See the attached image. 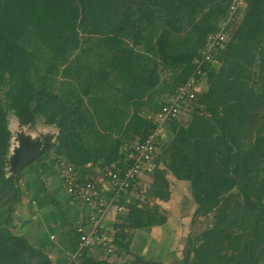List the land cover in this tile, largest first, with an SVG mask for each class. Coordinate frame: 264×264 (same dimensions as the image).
Here are the masks:
<instances>
[{
	"label": "trees",
	"instance_id": "1",
	"mask_svg": "<svg viewBox=\"0 0 264 264\" xmlns=\"http://www.w3.org/2000/svg\"><path fill=\"white\" fill-rule=\"evenodd\" d=\"M233 1L0 0V264H53L11 228L30 184L25 169L44 156L58 175L60 160L84 175L87 163L125 168L127 145L154 131V116L195 72ZM226 30L196 75L206 88L189 101V123L177 116L166 124L144 199L132 195L117 213L114 250L105 254L131 255L126 264H164L131 242L137 229L166 222L154 201L169 199L168 170L190 182L195 218L213 217L196 240L188 238L182 264H264V0H245ZM10 110L21 126L41 117L58 130L16 173L9 171ZM69 264L118 263L86 248Z\"/></svg>",
	"mask_w": 264,
	"mask_h": 264
},
{
	"label": "built area",
	"instance_id": "2",
	"mask_svg": "<svg viewBox=\"0 0 264 264\" xmlns=\"http://www.w3.org/2000/svg\"><path fill=\"white\" fill-rule=\"evenodd\" d=\"M244 6L245 0L233 1L228 19L222 22L218 31L208 36L201 57L196 60L195 72L154 116L156 122L154 131L145 140L127 145L128 158L131 162L125 168L120 169L115 164L99 167L87 163L85 167L88 173L84 175L65 160H60L57 164L62 184L71 200L82 202L86 210L85 219L77 225L78 238L74 257L82 250L95 245L107 254L114 250V244L107 237L109 228L106 225L109 211L115 209L116 213L124 212L125 204L130 201L131 196L138 195L140 182L147 178L145 184L149 185L151 174L156 167L158 137L165 135L168 121L179 116L183 108L188 106L195 92L199 90L200 83L196 75L202 73V66L205 63L213 60L214 51L227 39V23L237 10ZM142 191L146 190L142 189ZM125 192L128 195L122 200V193Z\"/></svg>",
	"mask_w": 264,
	"mask_h": 264
},
{
	"label": "rangeland",
	"instance_id": "3",
	"mask_svg": "<svg viewBox=\"0 0 264 264\" xmlns=\"http://www.w3.org/2000/svg\"><path fill=\"white\" fill-rule=\"evenodd\" d=\"M116 6L117 3L114 5V7ZM164 75L165 74L163 73L162 76ZM204 88H206L205 82L200 85L199 90ZM190 119L191 112L190 107L188 106L187 108H183L178 116V121L181 124H188ZM8 120L9 128L12 132L11 146L8 153L10 162L9 171L14 173L12 168H15L18 160L20 159L18 154V150L20 148L24 146L26 150L32 152L40 147L43 148V146L46 145V147L42 149L43 151H41L42 153L40 155H42L44 151L54 142L58 130L52 125L45 124L43 118L41 117L37 119L34 125L21 126L17 117L11 110L8 111ZM103 132L107 133L106 130H103ZM163 137H166V135ZM41 163L42 165H46L44 168H47L51 162L48 160V157L44 156L41 160L34 164V167H38V165ZM160 166L163 167V165ZM166 176L169 180V199L155 200L154 202L158 203L160 208L166 213L167 220L161 225L142 228L140 229L142 232L137 230L136 232L140 231V235H138V239L133 240L132 238L131 247L135 248L134 251L147 259L162 261L164 264H182L185 257V251L191 246V244L188 243V238H193L196 240V237L204 229L212 225L213 217L212 215H209L208 217L198 216L195 218L194 212L197 204L191 195L190 182L187 180L176 179L168 170L166 171ZM36 179L37 182L33 181L38 187L36 190L41 194L45 193L44 197L47 196V202L44 204L48 203L47 205H51L50 201L52 200H49L50 198H48L47 194L52 191V182L54 176L42 178L41 175H37ZM147 180V178L142 180L140 182L141 185L138 188V193L143 196L142 200L144 199V194H146L148 189V184H145ZM33 182L30 183L31 190L25 194L27 197H30L31 194H33L32 191L35 193L37 192L33 189ZM142 189H145L146 191L143 192ZM25 190L27 191L26 188ZM26 196L24 198V202H26H23L22 206H18L13 213L14 218L11 228L15 233L25 235L30 241H36L35 243L41 247L42 242L39 239H36L34 236H30L28 229L25 227L27 225L29 228H32V226L37 223L38 218L40 219V222H42V218L47 217L49 213L47 214V209L43 207L44 204L41 205L39 203L35 206H33L35 203L31 205L28 204ZM54 211L56 212V220H59V226H63V228L68 231V236L71 237L72 232L69 228V225L65 223L64 219H62V216L56 211L55 208ZM25 223L28 224L24 225ZM58 223H55V225H58ZM54 227L55 226L53 225L47 226L45 233L48 231H53L56 235H59V230L55 229ZM118 256L119 255H114L112 257L114 262H116Z\"/></svg>",
	"mask_w": 264,
	"mask_h": 264
},
{
	"label": "crops",
	"instance_id": "4",
	"mask_svg": "<svg viewBox=\"0 0 264 264\" xmlns=\"http://www.w3.org/2000/svg\"><path fill=\"white\" fill-rule=\"evenodd\" d=\"M50 164L47 168H44L46 165H42V163L38 165V167L31 166V167L26 168L24 172L26 175V180L30 181V183L33 181L37 182V179H36L37 175H41L42 178L54 176V179L52 182L53 188L50 193L54 196V199L55 201L58 202V204L57 202L55 203L53 199H51V196L49 195L50 193H48L47 195H48V198H50L49 200H52L50 201L51 205H47L48 203L44 204L45 202H47V198H46L47 196L44 197L45 195L44 192H43L44 194H41L40 192H38L36 190L38 187L33 182L34 183V184L32 183V185H34L33 189L37 192L35 193L34 191H32L33 194H31L30 197L26 196L27 197L26 200L28 198L29 199L33 198L36 201V203L33 206L39 203L41 205L44 204L43 207L47 209V214L48 213L49 214L47 215V217L42 218V222H40V219L38 218L37 223L34 226H32V228H29L26 225L29 222L25 223L24 225H26L25 228L28 229V233L30 234V236L32 237L34 236L36 239H39L42 242L41 247L49 255L53 264H69V262L75 258L74 253H75L76 245H77V235H76L77 225L79 222H83V220L85 219L84 217L86 214V210L82 202H75L71 200L69 194L66 192L62 184V181L60 180V177H58L59 175L54 170V167H52V165ZM30 186L31 184H29V186L26 184L27 192L31 190ZM23 202L24 200L21 202L19 206H22ZM54 208L62 216V219H64L65 223L69 225V228L72 232L71 237L68 236V231L65 228H63V226H59V223H58L59 220H56V217H55L56 212L54 211ZM116 218H117L116 210L111 209L107 216V225H106L109 228L107 237H109L111 242L114 240L115 230L113 228V224ZM55 223H58V225H55ZM49 225L55 226L54 228L59 230L60 234L56 235L53 231H48L47 233H45V230L47 226ZM137 230H140V229H137ZM136 231L134 232V237H132L133 240L138 239V235H140L139 232L141 230L139 232H136ZM31 242L36 244L35 243L36 241L35 242L31 241ZM131 249L135 250V248H132V247ZM88 253L92 257L97 258V259L108 258V260L111 262H114L112 257L114 255L116 256L118 255V254L107 255L97 245L88 248ZM132 258L133 257L131 255H126V256L120 255L117 257L116 262L114 263L126 264Z\"/></svg>",
	"mask_w": 264,
	"mask_h": 264
},
{
	"label": "water",
	"instance_id": "5",
	"mask_svg": "<svg viewBox=\"0 0 264 264\" xmlns=\"http://www.w3.org/2000/svg\"><path fill=\"white\" fill-rule=\"evenodd\" d=\"M44 147H46V145L43 146V148L40 147L37 150L32 151V152H29L28 150H26L24 146L22 148H20L18 150V154L20 156V159L18 160L15 168H12L13 172L16 173L18 170H20L25 165H28V164L32 163L33 161H35L40 156V154L42 153L41 151H43L42 149H44Z\"/></svg>",
	"mask_w": 264,
	"mask_h": 264
}]
</instances>
